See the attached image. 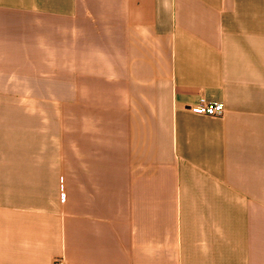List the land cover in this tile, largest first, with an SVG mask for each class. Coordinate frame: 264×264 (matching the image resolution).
Listing matches in <instances>:
<instances>
[{"label":"crops","instance_id":"obj_1","mask_svg":"<svg viewBox=\"0 0 264 264\" xmlns=\"http://www.w3.org/2000/svg\"><path fill=\"white\" fill-rule=\"evenodd\" d=\"M57 258L264 264V0H0V264Z\"/></svg>","mask_w":264,"mask_h":264},{"label":"built area","instance_id":"obj_2","mask_svg":"<svg viewBox=\"0 0 264 264\" xmlns=\"http://www.w3.org/2000/svg\"><path fill=\"white\" fill-rule=\"evenodd\" d=\"M193 113L211 117H222L226 113V105L221 101H207L200 98L199 102L188 107ZM54 264H67L63 258H57Z\"/></svg>","mask_w":264,"mask_h":264},{"label":"rangeland","instance_id":"obj_3","mask_svg":"<svg viewBox=\"0 0 264 264\" xmlns=\"http://www.w3.org/2000/svg\"><path fill=\"white\" fill-rule=\"evenodd\" d=\"M52 108V106H51V103H50V109ZM65 109H71V103H66V105H65V107H64Z\"/></svg>","mask_w":264,"mask_h":264}]
</instances>
